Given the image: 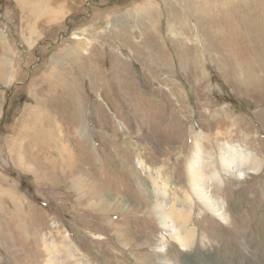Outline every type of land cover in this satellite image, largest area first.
Listing matches in <instances>:
<instances>
[{
	"label": "rangeland",
	"instance_id": "obj_1",
	"mask_svg": "<svg viewBox=\"0 0 264 264\" xmlns=\"http://www.w3.org/2000/svg\"><path fill=\"white\" fill-rule=\"evenodd\" d=\"M34 2L0 11V185L25 207L5 197L0 264H264V0ZM234 143L255 171L205 207L188 162L208 178Z\"/></svg>",
	"mask_w": 264,
	"mask_h": 264
},
{
	"label": "bare ground",
	"instance_id": "obj_2",
	"mask_svg": "<svg viewBox=\"0 0 264 264\" xmlns=\"http://www.w3.org/2000/svg\"><path fill=\"white\" fill-rule=\"evenodd\" d=\"M39 3H40V0H38V2H34L32 4L31 10L34 13V15L43 16V15L47 14L48 17L46 19L48 21L53 20L56 17L55 13H51V15H50L49 12H51V10H47L44 7H42V8L39 7L38 6ZM28 4H29V2H28ZM30 6H31V3H30ZM26 8H27V6H26ZM31 10H29V11L31 12ZM134 13H132V14L134 15ZM136 14H137V12H136ZM136 20L138 21L139 18L136 17ZM141 23H143V22H141ZM0 37H2V35H0ZM54 58H56V56ZM9 66H10V58H8V60L5 61L6 72L9 71V69H7V68H9ZM34 100H35V103H37V98L35 96H34ZM37 104L40 105L39 102ZM40 126H42V125H40ZM42 138L45 139L48 143L49 138L45 134L43 135ZM197 151H198V153L197 154L194 153L193 158L190 159L188 162V176H189V179L191 180L190 187H191V191H192L193 195L197 196L198 199L202 202V204L205 207H209V208L212 205V202H211L210 198L207 199L208 197H210V193H208L207 190H205V188L210 187V183L207 182V179L214 180L218 177V175H222V174L228 175V176L232 174L234 177H236V179L242 178L245 175L244 172H247L248 174H253L255 171L253 169L254 167H250V169H248V170H245V167L250 165V163L256 164V162H258L256 154L254 155L252 152L253 150L248 149V148H244L239 143H234V144H229V145L223 144V145L219 146V152H218V154H219L218 155L219 171L216 168L213 169L209 174L210 176L207 178V177L202 175L203 165L201 164L200 149H198ZM257 170H259V169H257ZM191 201L192 200L189 198L190 203H191ZM170 213L174 216V219L176 221H178L180 223V225H182L183 236H180V238L178 239V244L180 246L179 250H184V248L192 242L194 235H195V233L193 232L192 229H189V227L186 228L187 227L186 223H187L189 216H190V210L186 211L183 209H178V210H176V212H174V213L170 212ZM164 264H173V262L170 261L169 259H167Z\"/></svg>",
	"mask_w": 264,
	"mask_h": 264
},
{
	"label": "crops",
	"instance_id": "obj_3",
	"mask_svg": "<svg viewBox=\"0 0 264 264\" xmlns=\"http://www.w3.org/2000/svg\"><path fill=\"white\" fill-rule=\"evenodd\" d=\"M3 2H4V0H2V4H3ZM2 4H1V2H0V11H1V13L3 12V7H2ZM2 15H3V13H2ZM7 17L9 18V16L7 15ZM0 21H1V18H0ZM5 26H3L4 27V30L2 31L1 29H0V31L3 33V35H4V37H3V39L4 40H6L7 38H9V31H11V29L12 28H14L13 26H10L11 24H4ZM13 30V29H12ZM14 31H15V29H14ZM18 36H20V31L18 32ZM7 47H8V49H9V45H8V43H7V45H6ZM3 50H2V56H3ZM0 68H1V70H0V88H2L3 89V85L2 84H5L6 83V81H8V79L10 78V76H11V74H10V76L7 78V75H9V74H5V67H3L1 64H0ZM7 69H9V68H7ZM13 70V69H12ZM9 72L11 73V67H10V69H9ZM7 79V80H6ZM2 85V86H1ZM10 97H11V95H10ZM7 102V99L5 100V102L4 103H6ZM6 112H7V108H6V106L4 105V107H3V113L6 115ZM25 163V162H24ZM21 164L19 163V166L17 167V169L19 170L20 168H21ZM20 167V168H19ZM19 175H22L23 174V172L21 171V170H19ZM55 178L56 177H59V176H54ZM1 178V177H0ZM4 180H7V179H4ZM56 180H57V178H56ZM59 180H60V177H59ZM9 183H10V185H11V187H12V189H9V191H4L3 189H5V188H8L10 185H8V186H6V187H3L2 185H0V205H1V203H2V205H1V208H2V210H0V211H2V212H4V210H3V204H4V201H5V197H9V199L12 201V202H14V211H13V214H16L17 213V215L18 216H22V219H25V217H24V215H25V207H24V205H23V209H22V211H20V208H21V204H24V202L21 200V198L23 199V197L21 196V194H20V192L19 191H23L22 189V187H21V183L20 184H18L17 183V181H15V182H13V184H11V182L9 181V180H7ZM19 186V187H18ZM32 188V192H33V187H31ZM1 191L3 192V194L1 193ZM40 196V195H39ZM35 199V201H37L38 200V198H34ZM8 201V200H7ZM16 203L18 204V205H16ZM7 213V212H6ZM7 215V214H6ZM4 220H6V221H4ZM4 222H8V219L6 218H0V228H1V230H6L5 228H4V226H3V223Z\"/></svg>",
	"mask_w": 264,
	"mask_h": 264
}]
</instances>
